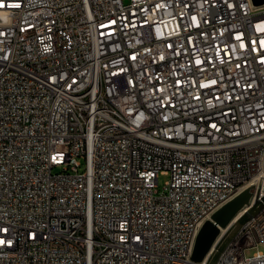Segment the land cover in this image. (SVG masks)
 Instances as JSON below:
<instances>
[{"label": "built area", "instance_id": "obj_1", "mask_svg": "<svg viewBox=\"0 0 264 264\" xmlns=\"http://www.w3.org/2000/svg\"><path fill=\"white\" fill-rule=\"evenodd\" d=\"M261 180L264 5L0 0V264H189ZM240 219L203 264H264Z\"/></svg>", "mask_w": 264, "mask_h": 264}, {"label": "water", "instance_id": "obj_2", "mask_svg": "<svg viewBox=\"0 0 264 264\" xmlns=\"http://www.w3.org/2000/svg\"><path fill=\"white\" fill-rule=\"evenodd\" d=\"M264 0H261L259 3L256 2L257 6H261L263 4ZM254 197L253 202L251 203V205L248 206L247 210L245 211L243 217L236 223L237 226L241 225L244 221L247 220V217L249 218L252 215H257L259 214L262 209L264 208V195H262V192L260 190L257 189L256 195H252V193L250 192V190L248 189L246 191V193L240 195L239 197H237L236 199H234L233 201L229 202L228 204H226L224 207H222L219 211H217L213 216H212V220L219 224L221 227H225L227 226V224L231 221V219L236 215V213L245 205L250 203L251 198ZM211 226L213 224H211V222H208L205 226ZM235 225V226H236ZM206 227L203 228L202 232H201V236H202V243L203 244H210L213 239L210 241V235L211 234H215L218 231H214V227L211 231H207V235H206ZM209 239V240H208ZM202 243H199V248L198 250H196V252H194V254L191 257V260L193 262H200L203 259V256L206 252L203 251L202 252ZM217 249H221L220 244L217 245V247L215 248V250ZM211 255L210 258L214 259L215 256L217 255L215 253Z\"/></svg>", "mask_w": 264, "mask_h": 264}, {"label": "bare ground", "instance_id": "obj_3", "mask_svg": "<svg viewBox=\"0 0 264 264\" xmlns=\"http://www.w3.org/2000/svg\"><path fill=\"white\" fill-rule=\"evenodd\" d=\"M261 0H248V2H252V4L254 5V6H257L256 5V2H260ZM242 188V187H241ZM247 191V190H246ZM262 195H264L263 193H262ZM229 198V195H222L221 196V203H226V201H227V199ZM233 199V198H232ZM230 200V202L231 201H233V200ZM224 207V206H223ZM222 208V206L217 210V211H219L220 209ZM247 209H244V210H241L239 213H236V215L231 219L232 221L231 222H229L228 224H227V226H225V229H223L224 227H221L219 224H217V223H215L213 220L212 221H209V220H207V218H205L203 221H201L200 222V224H199V228H198V231H197V233H196V235H195V238H194V241H193V245H192V247H191V256L194 254V252H196V250H198V248H199V243L201 242L202 243V236H201V232H202V230H203V228H205L206 227V235H207V233L209 232V231H211L212 229H213V227H214V231H218L217 233H215V234H211L210 235V241L213 239V241H214V239L216 240L215 242H211L209 245L206 243V244H203L202 243V252L203 251H205L206 250V252H205V254H204V256H203V259L200 261V262H193L192 260L190 261V263L189 264H203L205 261H206V259H207V257H208V255L210 254V252L213 250V248H214V246L217 244V242L221 239V237L224 235V233H226V231H227V229L230 227V225H232L233 223H235L238 219H240V217H242V215L245 213V211H246ZM217 211H215L214 213H216ZM208 222H211V224H213V225H211V226H205ZM208 231V232H207ZM221 232V233H220ZM217 236H218V238H217ZM217 238V239H216ZM209 240V239H208Z\"/></svg>", "mask_w": 264, "mask_h": 264}, {"label": "rangeland", "instance_id": "obj_4", "mask_svg": "<svg viewBox=\"0 0 264 264\" xmlns=\"http://www.w3.org/2000/svg\"><path fill=\"white\" fill-rule=\"evenodd\" d=\"M264 5V2H263V4L261 5V6H263ZM169 178H170V176L169 175H165V174H161L160 176H159V190L160 191H163L164 190V186H165V184H166V182L169 180ZM250 190V192L252 193V195H256V192H257V189L258 190H260L263 194H264V182H262V180H261V184H260V186L259 187H256V186H251V187H248V186H243L242 188H240L239 190H237L230 198H228L227 199V201H226V203L223 205V206H225L226 204H228L229 202H230V200L232 199V200H234V199H236L237 197H239L240 195H242V194H244V193H246V190ZM253 199H254V197H252L251 198V200H250V203L249 204H247V205H245V206H243L237 213H239L241 210H244V209H247L248 208V206L249 205H251V203L253 202ZM222 206V207H223ZM215 213H213V215H214ZM213 215H211V216H209L208 218H207V220H209V221H212V216ZM247 219H248V217H247ZM232 221V220H231ZM230 221V222H231ZM230 224V223H229ZM228 224V225H229ZM223 229H225V227L223 228ZM221 233V232H220ZM230 237V236H229ZM217 238H218V236H217ZM216 238V239H217ZM216 240L214 239V241H212V242H215ZM257 251H260V252H263L264 253V243H259L256 247H252V248H249L248 250H247V252H246V254H247V256L248 257H251V256H253Z\"/></svg>", "mask_w": 264, "mask_h": 264}, {"label": "trees", "instance_id": "obj_5", "mask_svg": "<svg viewBox=\"0 0 264 264\" xmlns=\"http://www.w3.org/2000/svg\"><path fill=\"white\" fill-rule=\"evenodd\" d=\"M216 254H217V252H216ZM216 257V256H215ZM214 260H215V258L214 259H210V263L212 264L213 262H214Z\"/></svg>", "mask_w": 264, "mask_h": 264}]
</instances>
